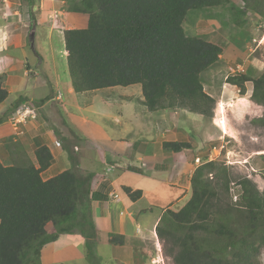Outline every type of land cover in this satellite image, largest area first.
<instances>
[{
	"label": "trees",
	"instance_id": "1",
	"mask_svg": "<svg viewBox=\"0 0 264 264\" xmlns=\"http://www.w3.org/2000/svg\"><path fill=\"white\" fill-rule=\"evenodd\" d=\"M226 5L235 9L228 0H75L72 12L86 14L88 21L84 29L65 24L63 30L73 91L140 85L141 103L150 112L179 109L211 119L215 100L204 91L201 74L219 61L222 48L186 35L183 22L190 11ZM248 82L249 99L263 108L251 123L264 129V72L256 78L238 73L226 79L241 97ZM7 96L0 81V104ZM26 102L19 98L0 117V125ZM188 147L162 144L176 153ZM33 155L37 166L0 162V264H41L45 245L75 232L84 239L86 260L95 264L91 203L105 197L91 191L93 174L76 173L74 157L67 152L70 169L44 180L53 157L46 146H38ZM261 158L264 163V154ZM206 159L191 175L190 198L176 210H162L154 232L169 245L173 264H257L264 249V189L260 192L247 177L232 179L227 165ZM232 185L238 189L233 201ZM122 191L131 201L141 197L140 190ZM109 243L122 246L123 237L109 234Z\"/></svg>",
	"mask_w": 264,
	"mask_h": 264
},
{
	"label": "crops",
	"instance_id": "2",
	"mask_svg": "<svg viewBox=\"0 0 264 264\" xmlns=\"http://www.w3.org/2000/svg\"><path fill=\"white\" fill-rule=\"evenodd\" d=\"M74 3L75 0H0V81L8 93L0 104V117L10 112L19 98H24L27 104L48 98L37 108L36 120L20 126L17 131L9 120L0 125V162L5 166L27 162L37 166L33 152L38 146H46L53 157L51 166L42 173V178L48 180L70 169L67 152L70 153L74 157L76 173L93 174L91 191L100 192L105 197L91 203L96 249L102 245L114 246L121 249V257H115L119 264H134L136 248L140 247L145 264H149V251L144 245L152 241V236L140 231L138 222L141 214L151 211V208H160L151 225L152 230L162 210H176L178 208L172 207L178 204L182 207L187 202L191 195L190 178L198 166L194 159L203 163V158L209 154H223L220 148H225L224 157L230 160L231 155H235L236 162L247 171V175L256 174L253 181L258 183L261 173L257 171L264 170L261 158L264 153L229 149L228 140L222 146L226 135L235 139L231 127H228V133L217 138L218 143L208 144L210 149L202 152V145L192 144V130L186 129L185 121L193 119L196 114L186 110L150 112L141 103V87L127 94L117 92V87L102 89L105 91L102 96H98L102 90L75 93L68 74L63 30L65 24L76 29L86 28L88 16L72 12ZM31 34L32 41L29 39ZM56 41L62 58L59 61L55 58ZM30 43L32 49L28 47ZM247 91L250 92L247 96L234 95L232 98L223 93L217 106H231L227 108L238 120L249 116L248 111L256 112L253 119L261 117L263 108L249 99L251 90ZM114 93L117 95L115 98ZM85 97L88 98L87 103L83 101ZM89 98L99 99L102 105L97 109L92 107V99ZM236 106L244 108L236 112ZM94 109L114 121L115 133L108 132L89 115L83 114H92ZM114 110L118 112L115 115ZM60 112L66 119L59 117ZM51 115L53 119L56 116L57 121L60 120V127L52 126L49 121ZM220 120L222 125L227 121L224 117ZM212 123V127H216L218 117ZM77 132L84 139L78 137ZM164 142H181L189 147L176 153L164 150ZM94 158L101 161L99 167L89 168ZM129 168L138 169L140 173L130 172ZM122 187L140 190L141 197L131 201ZM145 199L148 203L141 208ZM99 234H102L101 238ZM109 234L122 236L123 245L110 244Z\"/></svg>",
	"mask_w": 264,
	"mask_h": 264
},
{
	"label": "rangeland",
	"instance_id": "3",
	"mask_svg": "<svg viewBox=\"0 0 264 264\" xmlns=\"http://www.w3.org/2000/svg\"><path fill=\"white\" fill-rule=\"evenodd\" d=\"M228 1L234 6L235 9H231L228 7V5H226L225 7L205 9L201 11H190L183 22V29L186 35L191 37H201L206 41L222 48V54L219 61L201 74L204 91L209 96H212V98L215 100L212 117L211 119H204L203 117L197 116L196 114L192 117L193 119L185 121L187 124L186 129L192 130L194 133L192 144L202 145V149H200L202 152L210 149L208 144L214 143L213 145H215L218 143L217 138L219 136H223L226 132L228 133V127H231V129H233L235 139L232 137H227L226 135L227 139L223 141L222 146H225L224 143L226 140H228L230 143L227 145V148L229 149H241L245 152L254 150V153L256 154H263L264 129L251 123V120L253 119L252 116L256 115V112L248 111L247 114H250L249 116H245L244 119L238 120L234 115H231L233 114V111L228 109L231 108V106L226 104H219L217 106V103L223 93H225V96L229 98H232L234 95H239L237 88L226 83V79L233 76L230 70H242L241 73L248 74L253 78L258 77L262 72H264V0ZM239 11H242V13L240 14ZM28 47L32 49V44L30 43ZM59 49L60 48H58L56 41L55 58H57L58 61L60 59L62 60ZM236 72L237 73H235V75L238 74V71ZM245 86L246 92L244 95L247 96V89L251 90L252 85L248 82L245 84ZM137 88L140 89V86L135 85L128 88L117 87L116 90L119 93H126L135 91ZM100 92L101 94L98 96H102V92L105 91L102 90ZM115 95L116 93L113 94L114 98ZM9 100L10 99H8V101ZM83 101L84 103H87L88 98L85 97ZM31 105L33 106V103H31ZM91 105H93L92 107L96 108L97 106H101L102 102L100 103L99 99H92ZM236 107H238L236 112L244 108L243 106ZM116 108L117 107H115V109ZM93 111L95 114H88L89 112H83V114L89 115L93 120L102 125L108 132L115 133L114 121L111 118H108L106 115L104 116L102 113L97 112L95 109ZM176 111L178 112L179 109ZM117 113H115L114 110V115ZM55 114L57 116V113ZM56 116L53 119V116L51 115L49 117V121L52 126L54 125L55 127H60V120L57 121ZM59 117L66 119L62 112H60ZM215 117H218V123L221 118L223 119V117L225 118V121L227 120L225 124L223 122L222 127H220L218 124L220 129L217 126L212 127V122ZM50 123L49 125L51 126ZM188 123H191L189 127ZM212 128H214V130ZM77 136L84 139L79 132H77ZM251 146L253 147L251 148ZM200 150L198 152H201ZM220 150V153L223 151V154L221 153L222 156L219 154V156L215 158V161L221 162L229 167L232 179L235 180L238 177H247L252 182H254L253 179L255 178L254 175L256 174L252 173L250 177L247 175V171L241 165H239L240 163L236 162L235 155H231V159L228 160L224 157L225 148H220ZM100 162L101 161L99 159L96 160V158H94L91 161L89 168L94 169L99 167ZM257 172L258 174L261 173V179H257L258 183H254L257 189L261 192L264 189V170H258ZM237 190L238 189L236 186H231L230 194L232 196V201L236 199ZM147 203V199L143 200L140 207L145 208ZM180 207V204H178L172 208L175 209ZM159 210L160 208H151V211H147L145 213L143 212V214H141V218L139 219L140 221L138 222L139 229L142 234L152 236V241L144 245L146 250L149 251V259H147V261L149 264H153L152 260H154V254L156 253L153 243L154 241L155 243L159 241V248L161 249V254L163 256V264H173L171 258L167 255L169 245H167L166 242L160 240L156 234L155 237H153V233L155 232L153 228L151 230V225L156 219ZM46 231L48 233H53L54 229L51 225H49L46 227ZM99 235L101 238L102 234ZM78 238H80V240ZM140 251H142L140 250V247H137L133 258L134 264H145L144 255L140 254ZM120 252L121 249H116L114 246L110 245H102L97 249L95 247L94 254L96 258H98L95 264H119L115 259L117 257H121ZM41 264H90L84 255V239L79 235L78 232H75L71 235H59L56 241L48 243L43 247L41 252ZM257 264H264V249L259 255Z\"/></svg>",
	"mask_w": 264,
	"mask_h": 264
},
{
	"label": "built area",
	"instance_id": "4",
	"mask_svg": "<svg viewBox=\"0 0 264 264\" xmlns=\"http://www.w3.org/2000/svg\"><path fill=\"white\" fill-rule=\"evenodd\" d=\"M236 71H238V73H241L242 70H230L232 75H235V73H237ZM37 118V109L32 106L31 104H22L20 105L15 111L14 113L11 115L9 122L10 124L13 126V128L17 131L19 129L20 126H25L28 122L32 121V120H36ZM220 123V127L221 126V121H219ZM215 150V148H214ZM219 156V154L217 153L216 155L213 154H209L207 157V162L210 161H215V158ZM194 163L198 166H200L201 164H203L202 162H200L199 159H194ZM157 240V239H156ZM155 246V254H154V260H152L153 264H163V256L161 254V249L159 248V241H157L156 243H154Z\"/></svg>",
	"mask_w": 264,
	"mask_h": 264
},
{
	"label": "water",
	"instance_id": "5",
	"mask_svg": "<svg viewBox=\"0 0 264 264\" xmlns=\"http://www.w3.org/2000/svg\"><path fill=\"white\" fill-rule=\"evenodd\" d=\"M29 39L32 41L33 40V34L30 35Z\"/></svg>",
	"mask_w": 264,
	"mask_h": 264
},
{
	"label": "clouds",
	"instance_id": "6",
	"mask_svg": "<svg viewBox=\"0 0 264 264\" xmlns=\"http://www.w3.org/2000/svg\"><path fill=\"white\" fill-rule=\"evenodd\" d=\"M219 121H221V120H219ZM217 127H218V125H216ZM219 126H220V123H219ZM222 126V125H221ZM219 128V127H218ZM220 129V128H219Z\"/></svg>",
	"mask_w": 264,
	"mask_h": 264
},
{
	"label": "bare ground",
	"instance_id": "7",
	"mask_svg": "<svg viewBox=\"0 0 264 264\" xmlns=\"http://www.w3.org/2000/svg\"><path fill=\"white\" fill-rule=\"evenodd\" d=\"M221 125H222V123H221ZM225 130V129H224Z\"/></svg>",
	"mask_w": 264,
	"mask_h": 264
}]
</instances>
